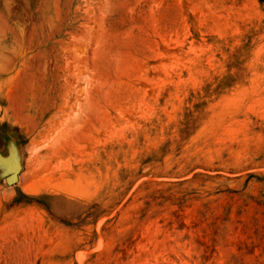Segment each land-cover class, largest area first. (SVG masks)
Listing matches in <instances>:
<instances>
[{
	"label": "rangeland",
	"instance_id": "1",
	"mask_svg": "<svg viewBox=\"0 0 264 264\" xmlns=\"http://www.w3.org/2000/svg\"><path fill=\"white\" fill-rule=\"evenodd\" d=\"M0 264H264V0H0Z\"/></svg>",
	"mask_w": 264,
	"mask_h": 264
},
{
	"label": "water",
	"instance_id": "2",
	"mask_svg": "<svg viewBox=\"0 0 264 264\" xmlns=\"http://www.w3.org/2000/svg\"><path fill=\"white\" fill-rule=\"evenodd\" d=\"M7 181H8V183H11V182H13V179H8Z\"/></svg>",
	"mask_w": 264,
	"mask_h": 264
}]
</instances>
